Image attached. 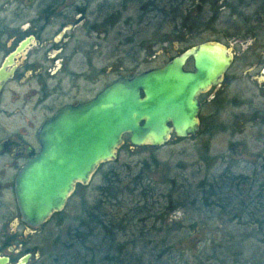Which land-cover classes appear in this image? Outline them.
Instances as JSON below:
<instances>
[{"label": "rangeland", "instance_id": "374dc122", "mask_svg": "<svg viewBox=\"0 0 264 264\" xmlns=\"http://www.w3.org/2000/svg\"><path fill=\"white\" fill-rule=\"evenodd\" d=\"M206 1L189 0L182 6V0H158L156 4L165 10L166 18H152L144 28L136 23L137 12H123L124 18L134 20L133 24L121 22L116 34L100 39L93 35L85 40L88 53L92 43L96 46L91 49L96 68L88 67L87 73L94 78L97 68L103 66L104 84L116 78L111 66H118L120 73H137L160 67L200 43L218 42L233 52L221 84L201 98L198 132L187 138L171 135L159 147H131L124 137L116 160L102 164L88 184L85 207L91 212L95 202L102 199V208L109 213H115L119 206H138L149 215L164 208L165 196L173 193L172 205L179 206L177 217L182 227L170 235L186 262L264 264V236L253 232L245 217L231 219L222 211L203 207L200 199H192L190 194L197 181L227 169L264 178V0ZM192 2L200 3L201 8L195 10ZM186 67H191L190 59ZM98 87L99 83L89 82L88 96ZM100 185L102 192L98 190ZM116 185L120 191L117 196ZM140 188L148 195L147 206L136 205L143 197ZM177 198H184L182 205L177 204ZM82 213L77 193L68 202L65 214L71 224H76ZM135 223L136 240L154 238L143 231L147 225ZM162 225L166 229L169 223ZM136 245V256L148 255L139 248L143 243Z\"/></svg>", "mask_w": 264, "mask_h": 264}, {"label": "flooded vegetation", "instance_id": "af4514ba", "mask_svg": "<svg viewBox=\"0 0 264 264\" xmlns=\"http://www.w3.org/2000/svg\"><path fill=\"white\" fill-rule=\"evenodd\" d=\"M157 1L0 0V264H189L170 235L182 227L177 217L179 206L172 205L173 193L165 196L164 208L149 215L138 206H119L109 213L102 208V199L88 212L85 191L102 164L87 184L76 182L65 206L40 225L24 221L16 195L17 180L40 151L38 135L47 120L67 107L87 103L117 80L165 65L133 74L120 73L118 66H111L116 78L107 84L103 83V66L97 68L94 78L87 73L88 67L96 68L92 55L96 46L92 43L88 53L85 40L116 34L121 22L133 24L123 12H137L136 23L144 28L152 18H166ZM188 2L182 0L181 4ZM197 4L191 6L200 9ZM185 69L193 71L192 66L185 65ZM89 82L99 83L90 97ZM217 87L199 95L200 108L201 98ZM98 190L102 192L103 186ZM145 192L136 205L147 206ZM77 193L83 213L78 223L71 224L66 206ZM183 200L177 198L176 202L182 205ZM136 221L147 225L143 231L154 238L136 240ZM141 243L139 248L148 255L136 256V244Z\"/></svg>", "mask_w": 264, "mask_h": 264}, {"label": "water", "instance_id": "95a60500", "mask_svg": "<svg viewBox=\"0 0 264 264\" xmlns=\"http://www.w3.org/2000/svg\"><path fill=\"white\" fill-rule=\"evenodd\" d=\"M188 59L193 71L185 69ZM232 61L231 48L200 43L163 67L117 80L87 103L47 120L38 135L40 151L16 182L24 221L40 225L60 211L76 182L87 184L101 164L116 160L124 137L131 147H159L171 135L194 136L199 95L221 84Z\"/></svg>", "mask_w": 264, "mask_h": 264}, {"label": "trees", "instance_id": "16d2710c", "mask_svg": "<svg viewBox=\"0 0 264 264\" xmlns=\"http://www.w3.org/2000/svg\"><path fill=\"white\" fill-rule=\"evenodd\" d=\"M261 169L264 172V163ZM117 188L118 185L114 187V192L120 193ZM140 190V195L144 196L145 191ZM190 194L192 199L194 196L195 200L200 199L203 207L222 211L231 219L245 217V223L253 228V232L264 236V178L233 173L227 169L209 179L197 181ZM98 203L93 206L98 207Z\"/></svg>", "mask_w": 264, "mask_h": 264}]
</instances>
